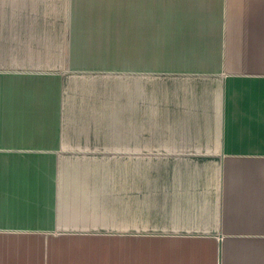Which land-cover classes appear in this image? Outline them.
Masks as SVG:
<instances>
[{
  "label": "crops",
  "instance_id": "obj_1",
  "mask_svg": "<svg viewBox=\"0 0 264 264\" xmlns=\"http://www.w3.org/2000/svg\"><path fill=\"white\" fill-rule=\"evenodd\" d=\"M0 264H264V0H0Z\"/></svg>",
  "mask_w": 264,
  "mask_h": 264
}]
</instances>
